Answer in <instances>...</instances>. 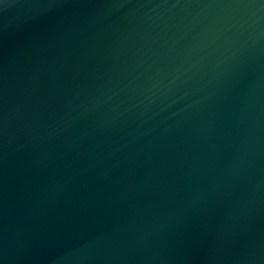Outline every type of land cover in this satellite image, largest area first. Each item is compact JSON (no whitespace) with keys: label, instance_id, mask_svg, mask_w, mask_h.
Masks as SVG:
<instances>
[{"label":"water","instance_id":"obj_1","mask_svg":"<svg viewBox=\"0 0 264 264\" xmlns=\"http://www.w3.org/2000/svg\"><path fill=\"white\" fill-rule=\"evenodd\" d=\"M0 264H264V0H0Z\"/></svg>","mask_w":264,"mask_h":264}]
</instances>
